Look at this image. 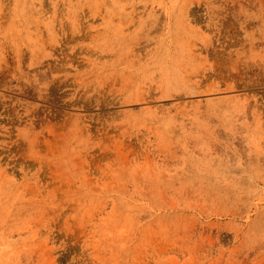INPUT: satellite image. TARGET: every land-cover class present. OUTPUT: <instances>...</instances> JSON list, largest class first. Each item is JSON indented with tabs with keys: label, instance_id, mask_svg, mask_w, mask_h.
I'll use <instances>...</instances> for the list:
<instances>
[{
	"label": "rangeland",
	"instance_id": "rangeland-1",
	"mask_svg": "<svg viewBox=\"0 0 264 264\" xmlns=\"http://www.w3.org/2000/svg\"><path fill=\"white\" fill-rule=\"evenodd\" d=\"M0 264H264V0H0Z\"/></svg>",
	"mask_w": 264,
	"mask_h": 264
},
{
	"label": "bare ground",
	"instance_id": "bare-ground-1",
	"mask_svg": "<svg viewBox=\"0 0 264 264\" xmlns=\"http://www.w3.org/2000/svg\"><path fill=\"white\" fill-rule=\"evenodd\" d=\"M187 13H188V12H187ZM196 83H197L196 85L199 86L198 82H196ZM194 85H195V84H194ZM196 85H195V86H196ZM195 86H192L193 88H192V87H191V88H192V89H195ZM196 87H197V86H196ZM186 88H187V87H186ZM202 88H204V87H203V86H202V87H199V92H201L200 89H202ZM197 89H198V88H197ZM206 89H207V88H206ZM182 91H183V90H182ZM194 91H195V90H194ZM183 92H184V91H183ZM185 92H186V91H185ZM201 94H202V92H201ZM184 95H186V93H184ZM187 95H188V93H187ZM189 95H191V94H189ZM144 101H147V99H145ZM225 105H226V104H225ZM227 106H228V105H227ZM247 114H248V113H247ZM251 114H252V112H251ZM251 114L249 113L248 115H251ZM251 116H252V115H251ZM246 117H247V116H245V118H246ZM248 118L251 119V117H249V116H248ZM252 120H253V118H252ZM167 127H168V126H167ZM250 127H251V126H250Z\"/></svg>",
	"mask_w": 264,
	"mask_h": 264
}]
</instances>
